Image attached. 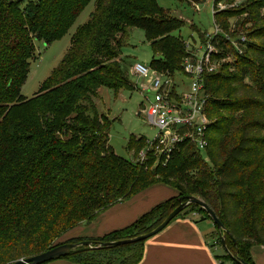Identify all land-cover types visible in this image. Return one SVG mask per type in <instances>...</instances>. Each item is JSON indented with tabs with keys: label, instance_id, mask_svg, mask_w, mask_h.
I'll return each mask as SVG.
<instances>
[{
	"label": "trees",
	"instance_id": "trees-1",
	"mask_svg": "<svg viewBox=\"0 0 264 264\" xmlns=\"http://www.w3.org/2000/svg\"><path fill=\"white\" fill-rule=\"evenodd\" d=\"M89 1L0 0V264L59 245L58 237L73 227L155 183L171 186L175 195L104 235L67 238L60 244L91 245L79 244L59 258L70 264H137L148 238L103 243L150 231L195 196L226 230L214 225L216 241L221 244L223 236L226 246L220 263L236 264L235 257L254 264L252 247L264 246V23L252 30L262 44L252 51L248 42L246 58L227 41L219 42L218 56L231 53L234 59L204 78L207 114H219L208 126L204 150L182 142L166 162L152 154L141 162L114 153L111 119L95 99L99 87L117 93L130 83L120 55L131 28L143 30L153 53L151 67L168 75L182 69L186 44L173 32L183 20L166 13L157 0H95L89 19L76 28L38 91L29 98L21 93L34 41L60 39ZM263 6L261 0H249L240 9L216 11L213 20L235 37L238 23L262 19ZM239 14L243 19L230 31L229 19ZM215 83L221 85L216 96ZM227 85L232 87L228 92ZM144 139L131 136L127 146L133 151ZM159 175L162 180H155ZM192 213L209 218L193 203L176 217Z\"/></svg>",
	"mask_w": 264,
	"mask_h": 264
},
{
	"label": "rangeland",
	"instance_id": "rangeland-1",
	"mask_svg": "<svg viewBox=\"0 0 264 264\" xmlns=\"http://www.w3.org/2000/svg\"><path fill=\"white\" fill-rule=\"evenodd\" d=\"M221 1L225 5L226 10L240 9V7H243L249 2V0ZM261 1L264 2V0ZM94 2L95 0H90L85 5L79 15L76 17L75 21L70 25L67 32L60 39L54 40L50 44L45 43L43 40L34 41V56L30 59L29 73L21 88V93L23 96L29 98L38 91L41 82L51 73V70L59 63L64 53L68 49L71 36L76 28L89 19L90 13L93 11L95 6ZM157 3L169 15L183 20V25L178 30H175L173 34L182 39L185 44L190 45V49H193L198 57L202 56L205 51L204 40L206 39V35L213 34L215 32L212 13L213 0H157ZM260 12L263 17L259 22H245L243 25L238 23L236 34H241L245 37V46L242 48V53L238 54L240 57L242 55L245 56L243 58H246V55L248 54L246 52L248 42L250 43V46L252 45V51L257 48L258 45L262 44L260 38L258 39L255 37L252 32V30L264 23V6ZM243 16L244 15L239 14L229 19L230 31L235 29L237 20L239 18L242 20ZM152 56L153 53L149 43L145 40L143 30L136 27L131 28L128 37L121 46L120 55V57L123 58L121 67L125 70L130 83L128 85L123 84L117 93H114L113 90L109 89L108 87H99L98 99H95L99 111L104 112L112 122L109 132L110 146L116 155L129 160H135L136 156L143 147L141 144H138L131 152L127 146L131 136H136L138 139L146 138L147 140L151 141L157 135V128L149 125L146 121L144 113L145 110H143V107H147L148 102L143 99L139 89L135 85L137 84L139 86L140 81L136 80V78L129 72V68L134 62L148 65L152 59ZM233 59L234 55H224V58L220 62V67L225 63L230 64L233 62ZM227 73H229V75L232 74L230 69H227ZM227 73L226 70L223 72L224 75ZM179 78L180 75L175 74L174 80L177 81ZM244 82H247V80ZM239 84L240 83H233L231 86L238 87ZM219 86L221 85L215 83L212 90L214 96H216V93L214 92ZM231 86L227 85V92L231 90ZM217 97L220 98L222 95L217 94ZM218 115L213 114V116L208 115V117L212 120V118L217 117ZM202 157L206 159L205 153H202ZM162 176L163 175H159V177H154V179L162 180ZM66 239L67 238L65 235H61L55 241V245H57V243H62ZM213 243V245H216V254L219 256L223 255L225 252L223 246L217 242L215 238ZM7 263L9 262H3L1 264ZM11 263L12 262L9 264ZM43 264L70 263L68 262V259L63 257L45 262ZM222 264L235 263L226 259Z\"/></svg>",
	"mask_w": 264,
	"mask_h": 264
},
{
	"label": "built area",
	"instance_id": "built-area-1",
	"mask_svg": "<svg viewBox=\"0 0 264 264\" xmlns=\"http://www.w3.org/2000/svg\"><path fill=\"white\" fill-rule=\"evenodd\" d=\"M221 0L214 2L213 11L225 10ZM215 32L207 34L204 40L205 51L198 57L190 45L186 44L187 55L181 62V70L175 74L180 78L175 81L173 75H168L150 64L134 62L129 72L140 81L139 92L148 102L143 107L146 121L157 128L156 137L145 142L135 161L143 162L149 154L156 160L167 161L173 150L182 142H188L199 150H204L208 144L207 129L211 119L207 114L208 93L205 90L206 74L214 73L220 67L224 56L219 57V42L227 41L236 51L242 53L245 37L241 34L231 37L221 27L214 23ZM225 55H232L227 53ZM132 152V151H131Z\"/></svg>",
	"mask_w": 264,
	"mask_h": 264
},
{
	"label": "crops",
	"instance_id": "crops-1",
	"mask_svg": "<svg viewBox=\"0 0 264 264\" xmlns=\"http://www.w3.org/2000/svg\"><path fill=\"white\" fill-rule=\"evenodd\" d=\"M175 193L167 184H152L109 206L90 222L80 223L64 235L66 238L104 235L132 223ZM200 216L199 213L184 214L170 221L145 241L142 258L137 264H222L215 252L216 245H213L215 226L210 218L200 219ZM252 257L254 264H264V246H253Z\"/></svg>",
	"mask_w": 264,
	"mask_h": 264
},
{
	"label": "water",
	"instance_id": "water-1",
	"mask_svg": "<svg viewBox=\"0 0 264 264\" xmlns=\"http://www.w3.org/2000/svg\"><path fill=\"white\" fill-rule=\"evenodd\" d=\"M188 203H193V204H197L198 206H200L207 213V215L209 216V218L211 219L213 224L219 230H223L226 232L223 224L221 223L219 218L216 216L214 211L200 198L195 197V196H190L187 198V200L185 202L180 203L178 206H176L174 209H172L166 215V217L155 228L151 229L150 231L143 233V234H140V235H137V236H134L132 238L106 242V243H103V245H120V244H124V243L136 242L139 240L147 239V238L155 235L159 231H161L174 217L177 216V214L180 211H182L185 208V206ZM79 244L91 245V242L90 241H83L81 243H76V244L66 242V243L54 246L48 250L42 251L38 254L29 256L27 258L18 259L16 261L12 262L11 264H42V263H45L47 261L53 260L55 258H59L61 256L67 255L68 252L72 248L76 247ZM101 245H102L101 243L96 244V246H101ZM221 245L223 246L224 250H226V246L224 243V237L223 236H221ZM233 258H234L236 264H249L248 262H246L242 259H237L235 257H233Z\"/></svg>",
	"mask_w": 264,
	"mask_h": 264
}]
</instances>
